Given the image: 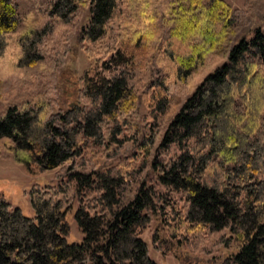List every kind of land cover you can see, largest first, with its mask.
I'll list each match as a JSON object with an SVG mask.
<instances>
[{
  "label": "trees",
  "instance_id": "obj_1",
  "mask_svg": "<svg viewBox=\"0 0 264 264\" xmlns=\"http://www.w3.org/2000/svg\"><path fill=\"white\" fill-rule=\"evenodd\" d=\"M34 66L0 98V158L58 181L25 192L34 217L0 198V264H158L155 221L159 252L163 231L264 264V28L226 0H42L28 25L0 0L1 75Z\"/></svg>",
  "mask_w": 264,
  "mask_h": 264
},
{
  "label": "rangeland",
  "instance_id": "obj_2",
  "mask_svg": "<svg viewBox=\"0 0 264 264\" xmlns=\"http://www.w3.org/2000/svg\"><path fill=\"white\" fill-rule=\"evenodd\" d=\"M236 9L241 10L248 16L254 24V27L264 28V0H226ZM21 13L24 24L28 25L34 20L42 0H20ZM251 11H248V6ZM90 65V61L86 53L81 49L78 39L73 42L72 51L64 71L61 75L59 86L60 103L67 107L74 104L70 87L64 81L67 76L80 75ZM40 66L27 67L12 77H5L0 73V98L10 97L19 94L25 87L26 82L37 80L41 75ZM64 76V77H63ZM5 96V97H3ZM1 107V106H0ZM142 112H145L143 105H140ZM58 181V173L51 170L37 177L28 174L24 168L12 161V159L0 158V198L7 199L13 206L19 207L27 217H34L35 213L30 205L29 198L25 194L33 185L54 184ZM72 224V241H80L82 236L78 232L77 224L74 219L68 220ZM157 221L153 227L146 231L142 238L147 243L150 257L158 264H220L225 257L227 251L220 249L215 256H195L187 250L178 247L177 244L165 235L163 231H159L162 238L163 252H159L154 248L152 236L156 230Z\"/></svg>",
  "mask_w": 264,
  "mask_h": 264
}]
</instances>
